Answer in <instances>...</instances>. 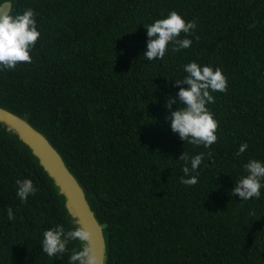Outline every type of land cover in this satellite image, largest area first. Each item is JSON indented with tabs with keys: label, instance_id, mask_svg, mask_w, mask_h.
Here are the masks:
<instances>
[{
	"label": "trees",
	"instance_id": "1",
	"mask_svg": "<svg viewBox=\"0 0 264 264\" xmlns=\"http://www.w3.org/2000/svg\"><path fill=\"white\" fill-rule=\"evenodd\" d=\"M11 1L13 15L34 10L41 35L31 63L0 68V106L42 131L78 178L104 227L106 264H264V187L259 198L233 194L245 165L264 162V0ZM173 10L195 21L192 45L176 52L170 42L148 60L146 27ZM193 61L228 81L207 105L219 124L208 148L170 127L168 100L188 87L176 80ZM185 152L189 168L205 154L194 186L180 182ZM24 179L37 189L27 202ZM57 225L75 229L63 196L0 124V264H69L79 240L63 255L43 252Z\"/></svg>",
	"mask_w": 264,
	"mask_h": 264
},
{
	"label": "clouds",
	"instance_id": "2",
	"mask_svg": "<svg viewBox=\"0 0 264 264\" xmlns=\"http://www.w3.org/2000/svg\"><path fill=\"white\" fill-rule=\"evenodd\" d=\"M35 12L31 8L25 9L22 13L11 14L7 11H0V68L15 69L18 64L31 63V51L38 41L41 33L37 29ZM196 28L195 21H185L176 11H171L167 17L157 19L148 25L147 48L144 53L148 60L163 59L171 42L173 51H180L189 48L192 40L187 38ZM181 33L185 38H180ZM198 39V37H197ZM184 71L188 74L181 80H176L177 85L187 84L188 87H180L175 98H169L167 108L170 110L171 130L179 134L182 140L193 145H203L205 148L215 144L218 121L207 105L215 103L214 92H226L228 81L222 70L217 67L215 70L211 66L201 67L193 61L184 66ZM179 102V107L171 111L172 105ZM248 144L245 142L240 145L239 156L245 152ZM204 153L195 155L190 159L187 152L182 154L179 159L185 161L182 168L183 176L180 182L187 186H194L198 183L197 176L190 175L204 163ZM209 158L211 153H208ZM248 173L242 177L233 189V194L238 195L242 200L259 198L261 188L264 187V162L252 160L245 165ZM188 177V178H186ZM17 195L27 202L29 195L37 191L31 179L17 180ZM9 220L14 219L12 208L7 210ZM93 234L85 226L76 227L74 230H65L61 225L50 228L43 233V252L48 256L63 255L68 251L67 245L71 241L79 240L84 247L77 251L73 250L69 257V264H96V256L91 241Z\"/></svg>",
	"mask_w": 264,
	"mask_h": 264
},
{
	"label": "water",
	"instance_id": "3",
	"mask_svg": "<svg viewBox=\"0 0 264 264\" xmlns=\"http://www.w3.org/2000/svg\"><path fill=\"white\" fill-rule=\"evenodd\" d=\"M12 7L11 0L0 2V11L11 13ZM0 124L6 127L7 131L16 134L38 159L39 164L53 180L58 193L63 196L72 224L75 228L85 226L93 234L91 244L97 258L96 264H106L107 243L103 224L92 209L83 186L68 167L61 153L42 131L27 119L3 106H0Z\"/></svg>",
	"mask_w": 264,
	"mask_h": 264
}]
</instances>
